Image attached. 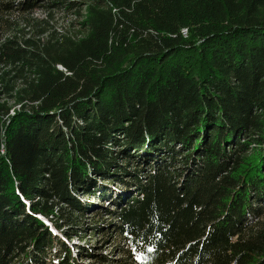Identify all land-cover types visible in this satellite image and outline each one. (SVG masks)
<instances>
[{
	"label": "trees",
	"instance_id": "16d2710c",
	"mask_svg": "<svg viewBox=\"0 0 264 264\" xmlns=\"http://www.w3.org/2000/svg\"><path fill=\"white\" fill-rule=\"evenodd\" d=\"M0 264H264V0H0Z\"/></svg>",
	"mask_w": 264,
	"mask_h": 264
},
{
	"label": "rangeland",
	"instance_id": "374dc122",
	"mask_svg": "<svg viewBox=\"0 0 264 264\" xmlns=\"http://www.w3.org/2000/svg\"><path fill=\"white\" fill-rule=\"evenodd\" d=\"M58 18H59V22H60L62 25H64V26H66V24L69 23V21L72 19L71 16H68V17H67V16H63V17L59 16ZM63 21H64L65 24L63 23ZM122 247H123V246H122ZM112 248H113V246L107 248V249L105 250V253H106V254H110V252H112V251H111ZM120 254H121V253H120ZM113 258H115V259H120V258H122V257L119 255V253H118V255H117V253H114V254H113Z\"/></svg>",
	"mask_w": 264,
	"mask_h": 264
},
{
	"label": "built area",
	"instance_id": "2783aa9c",
	"mask_svg": "<svg viewBox=\"0 0 264 264\" xmlns=\"http://www.w3.org/2000/svg\"><path fill=\"white\" fill-rule=\"evenodd\" d=\"M181 35H182V37L186 38V36H187V31H186V30H183V31L181 32Z\"/></svg>",
	"mask_w": 264,
	"mask_h": 264
}]
</instances>
